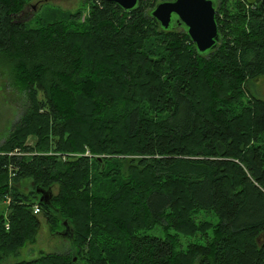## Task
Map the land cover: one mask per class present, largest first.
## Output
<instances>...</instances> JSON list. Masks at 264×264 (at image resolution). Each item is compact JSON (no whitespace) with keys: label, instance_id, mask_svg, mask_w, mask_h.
<instances>
[{"label":"trees","instance_id":"1","mask_svg":"<svg viewBox=\"0 0 264 264\" xmlns=\"http://www.w3.org/2000/svg\"><path fill=\"white\" fill-rule=\"evenodd\" d=\"M30 1L0 0V57L29 101L0 150V202L12 201L0 264L36 242L40 216L66 231L70 253L13 264H264V102L247 92L264 77L261 0L249 15L220 0L221 39L204 55L153 19L173 0L130 13L91 0L84 23L35 26L16 21ZM9 179L50 191L52 209ZM186 235L203 242L183 247Z\"/></svg>","mask_w":264,"mask_h":264},{"label":"rangeland","instance_id":"2","mask_svg":"<svg viewBox=\"0 0 264 264\" xmlns=\"http://www.w3.org/2000/svg\"><path fill=\"white\" fill-rule=\"evenodd\" d=\"M255 1L257 0H231V2L228 4V7H234V4L235 6L237 4L241 6L242 4L244 7V13L249 15L251 12L249 6L254 4L249 2ZM90 3L91 0H31L28 6L25 8V11L16 17V21L19 23H26L30 24L31 26H35V24H37V16L48 22L61 19L69 21L68 18L70 15H76L80 13L81 16L78 22L84 23L87 16L89 15ZM236 11L239 12V9L233 10L234 13ZM2 57H0V150L4 147V144L9 138L13 128H15L17 123L23 118L29 102L28 98L26 97L27 95L23 94L24 92L14 86L11 81L10 68L14 66L13 63L4 55ZM87 70L88 68L84 69V72H87ZM247 92L249 95L264 99V77H258L251 80L250 84L248 85ZM28 144L30 147H34L36 144V139H33V137L30 138ZM0 153L4 155V152ZM24 155L27 154L25 153ZM9 178H11V176ZM9 186L17 188L25 195H29L30 193L36 191L31 180H25L20 183H14L13 180H10ZM5 201L0 202V211H2L4 208L5 212V209L8 208V206L12 203L11 199L10 203H6ZM196 213L197 212H194V214ZM198 216L201 221L214 224L218 223V220L213 212L209 214L205 212H199ZM40 217L41 228L36 242L24 248L22 254L19 257L8 258L5 260L4 264H13L20 261H31L40 257L42 252L60 255L70 253V250L73 246L71 240H68L69 236L67 235L66 231L62 232L61 234L56 232L53 233L52 229L47 223V220L42 216ZM207 230L211 231V228L209 227ZM148 233L160 237H163L166 234L164 230H158V228L149 231ZM168 233H173V229H169ZM211 233L212 232H210V234ZM192 234H196V231L194 230ZM193 242H203V240L200 236L196 237L186 235L181 237V243L183 247H186ZM195 264H199L198 261H196Z\"/></svg>","mask_w":264,"mask_h":264},{"label":"water","instance_id":"3","mask_svg":"<svg viewBox=\"0 0 264 264\" xmlns=\"http://www.w3.org/2000/svg\"><path fill=\"white\" fill-rule=\"evenodd\" d=\"M120 7L130 13L136 10L141 0H104ZM260 8L264 10V0L260 2ZM218 4L214 0H173L158 3L152 11V17L164 30L176 26L184 28L195 48L200 54H209L214 51L221 39L217 21ZM40 196L41 205L52 209V193L50 191L36 189ZM67 223H64L66 230ZM77 261V258L74 259ZM82 264V263H80Z\"/></svg>","mask_w":264,"mask_h":264},{"label":"built area","instance_id":"4","mask_svg":"<svg viewBox=\"0 0 264 264\" xmlns=\"http://www.w3.org/2000/svg\"><path fill=\"white\" fill-rule=\"evenodd\" d=\"M5 202H6V203H10V199L7 198ZM34 212H35V214H38V215L41 213V210H40V208H39L38 205H35V207H34Z\"/></svg>","mask_w":264,"mask_h":264},{"label":"flooded vegetation","instance_id":"5","mask_svg":"<svg viewBox=\"0 0 264 264\" xmlns=\"http://www.w3.org/2000/svg\"><path fill=\"white\" fill-rule=\"evenodd\" d=\"M215 2H217V4H218V7H217V13H218V8L220 7V0H216ZM260 99V98H259ZM263 102H264V99H261Z\"/></svg>","mask_w":264,"mask_h":264}]
</instances>
